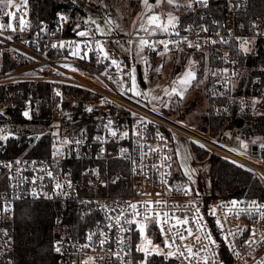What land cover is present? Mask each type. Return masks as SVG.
Returning a JSON list of instances; mask_svg holds the SVG:
<instances>
[{"label":"built area","instance_id":"2783aa9c","mask_svg":"<svg viewBox=\"0 0 264 264\" xmlns=\"http://www.w3.org/2000/svg\"><path fill=\"white\" fill-rule=\"evenodd\" d=\"M211 1L216 12L206 10ZM247 3L208 0L204 7L189 0V11L202 8L201 17H176V27H169L167 33L157 30L140 36L155 47V51L144 48L145 60L152 61L156 53L165 51L157 41L169 42L166 53L214 52L216 83L225 92V102L216 111L223 113L227 104L235 101L244 112L264 116L263 74L232 92L242 75L240 56L254 54L256 40L264 38V16L244 19ZM9 12L14 15H7ZM34 12L31 0H18L0 10V68L4 55L15 64V68L0 72V85L14 86L7 87L0 113L14 108L23 116L27 111L31 117L41 109L48 110L54 127L51 157L0 156V251L5 240L11 247L6 226L14 220L15 205L47 202L59 209L54 241L57 264H143L145 254L137 247L144 239L137 224L126 220L144 224L145 236L152 241L147 247L159 246L161 250L159 255L148 256L147 264H264V200L198 197L190 180L175 174L171 160L172 133H177L250 170L264 188V140L249 141V152L234 149L117 87L106 74H115L123 62L115 50L101 52L97 44L105 39H131L129 34L103 37L89 26L69 33L66 12H56L51 22L36 21ZM21 20L26 25H21ZM189 43L194 46L189 47ZM40 83L53 84L49 98L38 94ZM72 89L78 90V95ZM77 109L97 111L99 118L74 133L66 131L63 122L71 121ZM117 110L124 113L123 118ZM0 141L2 152L6 140ZM112 164L116 165L114 170L110 169ZM133 204L135 209L130 207ZM146 216L151 219L145 220ZM70 217L87 226L74 230L65 222ZM163 219L169 221L162 225L171 229L167 234L161 232ZM179 220L188 223L180 224ZM177 233L186 239H176L166 248L165 240L171 241ZM252 239L257 242L246 243ZM185 246L199 255L189 258ZM178 250L184 254L179 255ZM169 252L177 255L168 256Z\"/></svg>","mask_w":264,"mask_h":264},{"label":"trees","instance_id":"16d2710c","mask_svg":"<svg viewBox=\"0 0 264 264\" xmlns=\"http://www.w3.org/2000/svg\"><path fill=\"white\" fill-rule=\"evenodd\" d=\"M34 4V19L38 22H51L55 13L64 11L69 15L70 24L69 33H74L85 29L88 23L83 21L86 16L84 9L85 3L82 0H31ZM214 2L207 11L216 12ZM255 15L264 16V0H248L246 9L243 13L244 19ZM78 16L80 19L74 20ZM186 18V17H185ZM255 53L251 55L240 56V66L242 75L239 85L232 88V92H238L249 82L253 76L264 75V38L256 40ZM178 53V52H175ZM174 53V54H175ZM189 53L181 51L179 54ZM209 64L212 69L218 64L214 52L209 55ZM15 68L6 55L3 56V62L0 68L1 73H5ZM102 70L103 67H100ZM178 70V69H177ZM14 86L0 85V102L5 99L8 88ZM53 84L40 83L38 85V94L49 98L51 96ZM218 91L211 99L212 109H209V115L205 119L206 125L201 126L203 132H207L212 137L224 138V142L230 137L236 135H258L264 138V116H252L244 112L238 102L227 104L225 111L219 114L217 106L224 103L225 93L216 83ZM78 95V90H71ZM131 94L130 92H128ZM132 95V94H131ZM134 96V95H132ZM136 97V96H135ZM141 100V98L136 97ZM119 117H124L122 111L117 110ZM99 118L97 111H81L77 109L73 114L71 121H64L63 126L66 131L76 132L81 126L89 127L96 123ZM52 119L48 110L41 109L33 113L30 118L22 115L19 109H7L0 113V133L8 135L5 141L3 151L0 156L13 158L16 156L38 157L49 159L51 157V137H52ZM39 136L35 138V135ZM192 151L202 154L195 145L192 144ZM209 175L211 181V196L208 198H239L256 197L264 200V188L258 178L250 172L241 170L230 165L226 161L209 156ZM76 165L75 163H71ZM115 164L110 169L114 170ZM177 176H183L180 172ZM59 209L53 204L47 202L19 203L14 208V220L7 225L11 239V248L5 252L4 257L11 264H57V257L54 253V241L57 237L55 232L56 214ZM65 222L72 224L73 228H85L87 223H83L75 217L66 218ZM72 231V229H71ZM75 231H73L74 233ZM77 232V231H76ZM160 263V261H157Z\"/></svg>","mask_w":264,"mask_h":264},{"label":"rangeland","instance_id":"374dc122","mask_svg":"<svg viewBox=\"0 0 264 264\" xmlns=\"http://www.w3.org/2000/svg\"><path fill=\"white\" fill-rule=\"evenodd\" d=\"M17 1L13 0V5ZM82 1L85 3L84 9L87 13L82 19L88 23L89 29L95 30L96 33L106 37H110L107 35L123 34L131 36V39H111L113 50L121 56L122 62L127 60L130 66L123 74H106V77L116 85L119 81L120 88L141 98L152 108L181 120L198 131H202L201 126L206 125L205 119L209 115V109H212L211 99L218 92L215 87V68L212 69L209 64V51H189V53L183 54H179L180 52L175 54L166 53L164 55H161V52L156 53L152 61L148 62L139 48L140 36L157 30L160 31L154 24L149 23L150 17L154 15L160 17L157 23H167L169 15L192 18L194 14L199 19L202 8L195 12L189 11V0H175V5L167 3V0H163L159 5L155 3V0H149V3L153 5L150 10L142 0ZM197 1L200 3V0ZM0 8L5 9L3 5H0ZM78 19H80L78 16L74 18V20ZM137 65H140L144 85L138 79ZM156 69H159V71H156ZM189 70L195 73L196 79L191 81V86L184 92L183 98L181 99L180 96L175 94H166L165 89H168V92L171 93L173 87L179 88L178 85L174 84V81ZM133 77L135 85L133 84ZM134 93H139V95ZM105 105H108V103L105 102ZM203 133L208 134L207 132ZM38 136L39 134L35 135V138ZM214 138L220 140L219 137ZM262 140L264 138L258 135L247 136L241 134L229 137L225 144L234 149L249 152V141L259 142ZM172 141L171 160L174 168L188 179L189 175L191 176L189 180L192 190L198 197H208L212 194L209 161L207 159L209 156L226 161L230 165L253 175L250 170L201 147L197 143L189 141L177 133H172ZM192 144L202 154H195L191 149ZM10 248L9 240H5L0 251V264H11L4 257L5 252Z\"/></svg>","mask_w":264,"mask_h":264},{"label":"snow or ice","instance_id":"6c2138e0","mask_svg":"<svg viewBox=\"0 0 264 264\" xmlns=\"http://www.w3.org/2000/svg\"><path fill=\"white\" fill-rule=\"evenodd\" d=\"M142 2L146 5V7L149 10L153 7V5L149 3V0H142ZM162 2H163V0H155V3L157 5H159ZM167 3L175 5V0H167ZM200 3L204 7L208 6V0H200ZM0 5H3V7H12L13 6V0H0ZM0 10H2V8H0ZM7 15L13 16L14 13L9 12V13H7ZM176 19H177L176 17L169 15L167 23H157V21L160 20V17L154 15V16L150 17L149 23L154 24L156 28H159L162 32L167 33L169 31V27H172V28L176 27V24H175V20ZM20 23H21V25H26V22L24 20H21ZM8 27L11 28L12 25L9 24ZM21 30H23V29H21ZM145 31H147V29H145ZM78 35L85 36V35H87V33L79 32ZM156 43L163 44V47H164L165 51L162 52L161 55L166 54V52L168 51L169 42L168 41H157ZM213 43H215V41H213ZM63 46H64L63 44L60 45V47H63ZM193 46H194L193 44L189 43V47H193ZM195 46L197 48L199 47V45H195ZM53 47H56V45H53ZM97 47H98V49L101 52H103V46L102 45L98 44ZM145 47H149L153 51H155V47L152 44H150L148 41L142 39L140 41V45H139L140 51L143 52ZM242 48H243V46H242ZM243 50L247 51L246 48H244ZM107 58H108L107 54H105V59H107ZM112 62L115 63L114 60ZM189 63L191 64L192 62L190 61ZM156 71H159V69H156ZM195 79H196V76H195L194 72H192L190 70L186 71L182 77H179L176 81H174V84L178 85L179 88L178 87H173L172 90H171V93L168 92V89H165V92H166V94H169V95H172V94L178 95L182 99L183 95H184V92H186L188 90V87L191 86V81L195 80ZM133 84L135 85L134 77H133ZM134 94L139 95V93H134ZM57 95H59V93H57ZM145 95H147V94L145 93ZM88 111H91V109H88ZM24 116L30 118L29 117V113L27 111L24 112ZM112 135L115 136L116 133L113 132ZM0 139L6 140V139H8V137L7 136H2V137H0ZM201 147H203V145H201ZM189 179H191L190 175H189ZM57 187H60V185H57ZM184 192H185V194H188V190L187 189H184ZM33 194L35 195V193H33ZM157 203H160V202H157ZM235 204H236V202L234 201L233 202V206H235ZM130 207L132 209H135L137 206L135 204H133V205H130ZM157 215H160V214H157ZM164 216H167V213H164ZM262 218H264V217H262ZM149 219H151V217H147V216L145 217V220H149ZM168 222L169 221L167 219H163V220L160 221L162 234H167V232L171 231V229L165 230L163 228V226H162L163 224H167ZM119 223H120V221H119V219H117V224H119ZM125 223L137 224L139 232H140L142 238L144 239V243H141L137 247V251L143 252L145 254V261L143 262V264H147V257L152 255L153 253L158 254V255L161 254V250H160L159 246H153V247H151V249H149L147 247V245H152V241L145 236V227L146 226L144 224H140V223H138L135 220H126ZM178 223L187 224L188 221L187 220H179ZM173 227H175V225ZM121 230L124 231V229H121ZM189 235H191L190 231H189ZM252 235L254 237L255 233H253ZM176 239H179L180 241H183L184 239H186V237H184L183 235L177 233L176 237L174 239H171V241H169L168 239L165 240V247L166 248H170L172 246V244L175 243ZM196 239H197V241H199L200 238L197 237ZM89 240H91V236H89ZM208 240L209 241L212 240L211 236H208ZM256 242L257 241L254 240V239H252L250 241H246V243H249V245L251 243H256ZM100 243H101V245H103V243H105V241L101 240ZM212 243L214 244L215 242L213 241ZM84 247H88V245H84ZM205 250H207V245H205ZM56 251L59 252L60 249L56 248ZM185 251L189 254V258H191L192 256H198L199 255L198 252H193L192 248L189 247V246H185ZM178 254L179 255H183L184 253L183 252H179V250H178ZM167 255L168 256H173V255H177V253L169 252V253H167ZM239 255H240L239 253H236L237 257H239ZM85 264H87V262H85ZM205 264H207V261H205Z\"/></svg>","mask_w":264,"mask_h":264},{"label":"crops","instance_id":"0c3cea01","mask_svg":"<svg viewBox=\"0 0 264 264\" xmlns=\"http://www.w3.org/2000/svg\"><path fill=\"white\" fill-rule=\"evenodd\" d=\"M94 32H95V30H94ZM96 33V32H95ZM97 35H100V34H98V33H96ZM100 36H103V37H106L105 35H100ZM107 36H111V35H107ZM112 40L111 39H105V40H102V41H99L98 42V44L99 45H102L103 46V50H105V49H113L112 48ZM97 44V45H98ZM121 57V56H120ZM130 65H129V62L126 60L125 62H123V66H122V68L121 69H119V70H117V72L115 73V74H123V73H125L126 72V69L129 67ZM114 74V75H115ZM113 82V81H112ZM114 83V82H113ZM115 84V83H114ZM117 87H119L120 88V83H119V81H117V85H116ZM120 89H122V88H120ZM123 90V89H122ZM124 91H126L127 93H128V91L127 90H124ZM223 140V139H222Z\"/></svg>","mask_w":264,"mask_h":264},{"label":"water","instance_id":"95a60500","mask_svg":"<svg viewBox=\"0 0 264 264\" xmlns=\"http://www.w3.org/2000/svg\"><path fill=\"white\" fill-rule=\"evenodd\" d=\"M137 72H138L139 81L141 82V84L144 85L143 78H142V73H141V69H140V65H137ZM223 140H224V138H223ZM1 144H2V141H0V145Z\"/></svg>","mask_w":264,"mask_h":264}]
</instances>
